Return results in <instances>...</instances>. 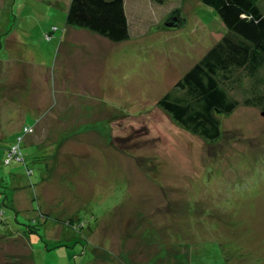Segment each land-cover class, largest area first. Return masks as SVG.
<instances>
[{"label":"rangeland","instance_id":"1","mask_svg":"<svg viewBox=\"0 0 264 264\" xmlns=\"http://www.w3.org/2000/svg\"><path fill=\"white\" fill-rule=\"evenodd\" d=\"M71 1L0 0V61L28 65L35 76L44 63L48 116L64 121L49 130L34 126L23 135V162L6 165V151L23 126H33L34 114L25 123L26 107L18 105L25 88L1 89L0 264H264V107L242 104L221 117V137L208 143L158 105L228 32L219 15L200 0H125L127 41L83 29L108 44L81 64L91 67L96 90L64 92L56 52L72 26ZM259 6L264 15V0ZM175 12L182 23L169 28ZM9 42L27 45L21 59L10 58ZM238 73L242 84L219 82L241 103L253 95V81L242 69L232 77ZM64 109L69 114L58 115ZM107 140L114 157L102 150L90 162ZM71 146L82 155L69 159L79 172L65 163ZM46 159L43 178L39 160Z\"/></svg>","mask_w":264,"mask_h":264},{"label":"trees","instance_id":"2","mask_svg":"<svg viewBox=\"0 0 264 264\" xmlns=\"http://www.w3.org/2000/svg\"><path fill=\"white\" fill-rule=\"evenodd\" d=\"M200 1L214 9L228 32L158 105L182 128L213 143L221 137V117L231 115L242 104L264 107V90H255L264 86V76H259L264 68V15L259 6L261 0ZM67 23L116 43L130 38L124 0H72ZM241 69L246 70L253 81L252 90L248 92L253 95L240 103L230 90L221 87L219 80L230 78L231 82L242 84V73L232 77V73ZM28 133L30 128H23L17 144L11 146L12 149L19 145V159L13 160L23 162L21 144L23 135ZM121 148L119 151L126 153ZM11 149L6 151V165L13 161L6 163Z\"/></svg>","mask_w":264,"mask_h":264},{"label":"crops","instance_id":"3","mask_svg":"<svg viewBox=\"0 0 264 264\" xmlns=\"http://www.w3.org/2000/svg\"><path fill=\"white\" fill-rule=\"evenodd\" d=\"M124 3H125V0H124ZM69 27H70L69 29L65 31L63 30V35H62V38H60V41L58 44V50L56 52V63H57V58H59L60 56L63 58L62 61L56 65V69H58L57 75L59 76L58 85L64 92L86 91L87 93V92H90L91 89L96 90V87H97L96 81L91 80L93 76L89 75V70L91 67L83 71L81 64L93 62L98 57L99 49L102 47H106L108 44L101 42L99 38H96L95 36H92L91 34H86V31H84L83 28L75 27V26H69ZM54 31L58 32L59 30L58 28L55 27ZM10 35H13V33H11ZM84 36H87V37H84ZM13 39L19 40L15 37H11L10 41L11 40L13 41ZM5 45H6V51L9 53L10 58H13V56L17 54L19 58L21 59V55H22L21 53L23 51L28 50V47L25 43L9 42V43H6ZM80 47L81 49H79ZM3 48H4V45L3 43H1L0 50H2ZM43 64L44 63H39L37 65V68L39 69L40 72L37 74V76H35L33 72L29 69L28 65L26 66L25 64H22L24 68H20L16 62L13 65L11 61H9L7 64L4 61H0V82H1L0 96L2 93L1 89L3 90L4 93L7 89L10 92L16 93L18 92L19 88H23V89L25 88L27 99H19L21 100V102L18 105L26 107L25 108L26 110L24 112V116L26 118L25 123H26L27 118L34 114L33 124H32L33 126L31 128L27 127V128H30V132H34L35 127L37 130L39 129L44 130L46 128L49 130L50 128L53 127V125H60L64 122L63 119H61V117L59 116L55 117L53 120L50 119V116H48L49 114L50 115L52 114V109L50 107L52 106V103L47 102V90H48L49 83L51 80V74L47 75V73H45L48 67L45 69H42L41 67ZM102 74H103V78H105L106 77V65L103 66ZM83 78H86V80H83ZM39 82H41V85H39ZM84 82L88 84H84ZM99 85H103L104 87H106L108 84L105 81H102V83H99ZM19 97L25 98V95L20 94ZM9 98H10L11 104L14 105L15 101L12 99L13 96L9 95ZM13 113H15L14 110L12 111V114ZM16 114L17 113H15L14 115ZM65 114H69L67 109L61 110L58 115H65ZM20 123L22 122L20 121ZM70 125L75 126L73 124H70ZM25 127L23 126L21 128V131ZM34 143H39V142L31 141L29 144L34 145ZM94 144L98 145V143L96 142ZM101 146L103 148L100 147L98 149H95L94 153L92 152L89 153V155L93 154V157L90 156L89 158L90 162L93 163L94 157H97V158L103 157L102 156L103 151L105 153L104 158L112 159L114 157V154L111 153L113 149H112V144L109 146V140H107L106 143L104 142V144H101ZM73 149L74 148L72 146L69 149H65L66 151L64 154L65 163L68 165V169L71 173L79 172V170L74 168L75 166L74 163L72 161H69V159L70 158L73 159V156L82 157L81 154H74L75 152H78L79 150L75 151ZM53 156L55 157L56 154H54ZM5 158H6V154H5L4 159ZM39 161L43 165L44 170H45V173L42 175V177L44 178L46 177L47 171L49 170L48 163L46 162L47 159L39 160ZM52 161H53V165H55V161L54 160ZM103 162H105V160H103ZM51 169L55 170V166H52ZM61 175H65V173L61 172Z\"/></svg>","mask_w":264,"mask_h":264},{"label":"water","instance_id":"4","mask_svg":"<svg viewBox=\"0 0 264 264\" xmlns=\"http://www.w3.org/2000/svg\"><path fill=\"white\" fill-rule=\"evenodd\" d=\"M178 12H175L173 14H171L168 18H167V21H166V26L169 27V28H172V27H179L181 25V21L180 19L178 18ZM262 116H264V111L261 113Z\"/></svg>","mask_w":264,"mask_h":264},{"label":"built area","instance_id":"5","mask_svg":"<svg viewBox=\"0 0 264 264\" xmlns=\"http://www.w3.org/2000/svg\"><path fill=\"white\" fill-rule=\"evenodd\" d=\"M46 38H47V40H51L52 36L51 35H46ZM18 153H19V145L12 147V149L10 150L9 155L7 156L6 163L9 164L13 159H19Z\"/></svg>","mask_w":264,"mask_h":264}]
</instances>
